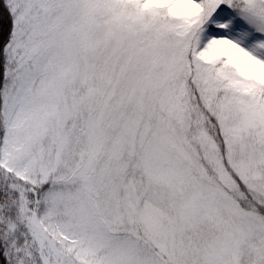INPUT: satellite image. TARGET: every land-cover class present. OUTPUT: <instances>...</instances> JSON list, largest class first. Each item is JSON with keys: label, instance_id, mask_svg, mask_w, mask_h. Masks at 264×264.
<instances>
[{"label": "snow or ice", "instance_id": "obj_1", "mask_svg": "<svg viewBox=\"0 0 264 264\" xmlns=\"http://www.w3.org/2000/svg\"><path fill=\"white\" fill-rule=\"evenodd\" d=\"M0 264H264V0H0Z\"/></svg>", "mask_w": 264, "mask_h": 264}]
</instances>
